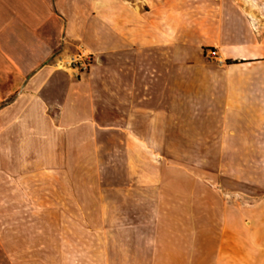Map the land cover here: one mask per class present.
<instances>
[{"label":"crops","instance_id":"obj_1","mask_svg":"<svg viewBox=\"0 0 264 264\" xmlns=\"http://www.w3.org/2000/svg\"><path fill=\"white\" fill-rule=\"evenodd\" d=\"M81 46L93 54L88 70L52 69ZM258 47L239 0H0V146L16 134L43 159L48 110L84 114L95 130L103 127L98 110L108 120L155 110L153 131L168 142L138 136L142 146L175 140V110H224L220 127L207 129L218 140L214 162L218 175L247 187L221 188L214 175L199 181L186 172L185 201L154 203L156 213L144 220L143 264H264V171L242 166L264 163ZM206 48L217 56L207 58ZM169 185L171 198L177 191ZM1 193L0 210L10 209ZM7 223L0 220V264H48L31 261L19 245L26 236L18 242L1 232L16 226Z\"/></svg>","mask_w":264,"mask_h":264},{"label":"rangeland","instance_id":"obj_2","mask_svg":"<svg viewBox=\"0 0 264 264\" xmlns=\"http://www.w3.org/2000/svg\"><path fill=\"white\" fill-rule=\"evenodd\" d=\"M239 3L259 43L257 52L264 54V0ZM78 48L52 62V69L79 75L62 64ZM208 49L216 51L204 49L207 58L217 56L207 55ZM143 111V116L129 110L123 118L116 114L108 120L105 110H98L100 126L113 127L95 130L84 114L74 117L68 110L62 116L59 110H48L51 129L42 161L33 148L19 145L24 137L4 138L3 144L9 145L0 146V190L2 204L10 202V209L0 210V220L3 224L16 220V226H3L1 232L16 235L18 242L26 236L19 245L32 252V262L143 264L144 220L156 213L151 210L154 203L185 201L186 172L199 181L214 175L221 188L247 187L218 175L219 164L214 162L218 140L207 129L220 127L224 110H175V140L170 145L165 140L166 146L141 145L138 136L150 143L165 142L163 132L153 131L155 110ZM243 165L264 171V163ZM170 182L177 191L171 198ZM37 252H48V259H36Z\"/></svg>","mask_w":264,"mask_h":264},{"label":"built area","instance_id":"obj_3","mask_svg":"<svg viewBox=\"0 0 264 264\" xmlns=\"http://www.w3.org/2000/svg\"><path fill=\"white\" fill-rule=\"evenodd\" d=\"M207 55L214 56L216 51L213 49H208L206 51ZM93 54L84 47H79L77 52L69 58V60L64 61L63 66L72 69L76 73L84 72L89 69L92 64ZM61 61V60H60Z\"/></svg>","mask_w":264,"mask_h":264}]
</instances>
